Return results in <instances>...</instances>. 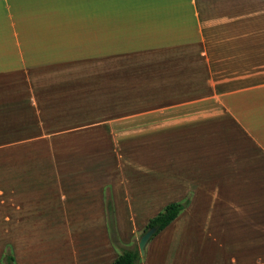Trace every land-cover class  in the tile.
<instances>
[{"label":"crops","instance_id":"1","mask_svg":"<svg viewBox=\"0 0 264 264\" xmlns=\"http://www.w3.org/2000/svg\"><path fill=\"white\" fill-rule=\"evenodd\" d=\"M194 44L211 93L145 117L144 139L191 135L202 149L191 167L159 166L157 182L144 168L146 212L185 205L137 264H264V0H0V76ZM155 150L145 161L161 163Z\"/></svg>","mask_w":264,"mask_h":264},{"label":"rangeland","instance_id":"2","mask_svg":"<svg viewBox=\"0 0 264 264\" xmlns=\"http://www.w3.org/2000/svg\"><path fill=\"white\" fill-rule=\"evenodd\" d=\"M178 48L0 76V264H108L138 249L164 207L144 209V168L190 166L202 149L191 135L144 139L145 117L211 93L205 60L191 59L201 46ZM152 146L163 165L145 161Z\"/></svg>","mask_w":264,"mask_h":264},{"label":"trees","instance_id":"3","mask_svg":"<svg viewBox=\"0 0 264 264\" xmlns=\"http://www.w3.org/2000/svg\"><path fill=\"white\" fill-rule=\"evenodd\" d=\"M185 203L182 202H169L162 210L158 211L154 216L149 218L145 227H155L156 230L152 236L158 233L161 229L166 227L184 208ZM6 264H12L13 256H6ZM139 260V251L134 248L123 249L110 263L108 264H137Z\"/></svg>","mask_w":264,"mask_h":264},{"label":"water","instance_id":"4","mask_svg":"<svg viewBox=\"0 0 264 264\" xmlns=\"http://www.w3.org/2000/svg\"><path fill=\"white\" fill-rule=\"evenodd\" d=\"M155 230H156L155 227L153 226L149 227L139 236L137 241L139 254L144 255V247L148 242V240L150 239V237L154 234Z\"/></svg>","mask_w":264,"mask_h":264},{"label":"snow or ice","instance_id":"5","mask_svg":"<svg viewBox=\"0 0 264 264\" xmlns=\"http://www.w3.org/2000/svg\"><path fill=\"white\" fill-rule=\"evenodd\" d=\"M109 3H115L122 6H134L137 4H147V3H154L157 0H106Z\"/></svg>","mask_w":264,"mask_h":264}]
</instances>
